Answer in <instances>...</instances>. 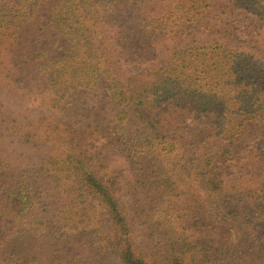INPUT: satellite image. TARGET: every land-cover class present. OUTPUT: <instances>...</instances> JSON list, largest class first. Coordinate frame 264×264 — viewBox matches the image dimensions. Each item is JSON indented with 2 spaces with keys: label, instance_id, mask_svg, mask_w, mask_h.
<instances>
[{
  "label": "trees",
  "instance_id": "16d2710c",
  "mask_svg": "<svg viewBox=\"0 0 264 264\" xmlns=\"http://www.w3.org/2000/svg\"><path fill=\"white\" fill-rule=\"evenodd\" d=\"M245 17L264 0H0V264H264Z\"/></svg>",
  "mask_w": 264,
  "mask_h": 264
},
{
  "label": "rangeland",
  "instance_id": "374dc122",
  "mask_svg": "<svg viewBox=\"0 0 264 264\" xmlns=\"http://www.w3.org/2000/svg\"><path fill=\"white\" fill-rule=\"evenodd\" d=\"M244 26H251L256 32L261 33V35H264V26L261 24H258L256 20L250 17H245L242 19L241 22ZM129 72H137L141 69L138 67H131L128 69ZM214 119V115L212 114H200L193 116L184 126L180 128L181 135H192L196 134L197 132H200L205 127L209 126L212 120ZM108 264H113V262H110Z\"/></svg>",
  "mask_w": 264,
  "mask_h": 264
}]
</instances>
